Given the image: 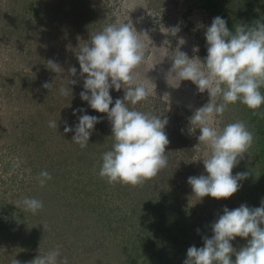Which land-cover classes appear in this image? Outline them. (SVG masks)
<instances>
[{
	"label": "rangeland",
	"instance_id": "374dc122",
	"mask_svg": "<svg viewBox=\"0 0 264 264\" xmlns=\"http://www.w3.org/2000/svg\"><path fill=\"white\" fill-rule=\"evenodd\" d=\"M93 1L104 24L127 18L124 0ZM55 2L0 0V264H11L13 258L29 264L38 255L57 248L58 264H64L65 258L67 264H124L119 260L129 253L132 257L141 255L135 264H160V255L177 264L186 257L175 255L176 249L163 241L165 235L160 229L148 233L152 234L149 240L155 237L152 245L134 249L132 241L137 233L131 226L138 228L135 215L150 213L148 200L155 198L154 213L164 212L167 216L174 208L189 218L185 220L187 232L180 231L174 219L168 218L172 226L166 233L186 239L203 232L211 238V225L223 215L225 207L232 210L241 204L261 206L247 195L255 197L253 188L246 187L256 176L252 147L235 166L237 171L232 169L233 175H249L239 181L241 187L231 197L199 199L187 183L191 176L207 175L202 160L195 161L198 155L202 158L200 130L189 129L195 127L190 124V117L210 97L207 91L199 92L191 81H181L176 87L178 80L168 75L172 61L165 56V48L172 52L179 47L189 58H200L201 50L207 47L205 32L211 23L199 12L194 0H129L130 5L137 6L128 9L134 28L149 37L141 34L147 45V58L138 72L141 78L155 84V96L129 107L169 120L165 126L169 140L165 152L171 169L166 167L155 178L135 187L119 182L109 184L94 169L83 171L79 162L83 148L72 141L75 132L65 133L64 128L74 129L80 115H89V107H79L76 98L74 104L68 103L72 101L68 98L75 96H63L60 89L71 90L68 81L79 82L80 77H86L80 74L76 53L90 42L93 31L83 25L72 29L69 8ZM103 27H97L95 33ZM174 27L179 31L172 34ZM196 47L199 50L194 52ZM48 60L55 61L62 71L50 70ZM71 67L77 69L75 76L68 71ZM45 83L51 87L44 88ZM165 93L169 94L170 103L162 98ZM124 94L123 88L110 89V108ZM76 109L84 112L73 115ZM52 120L57 122V128L49 127ZM170 121L174 122L173 129ZM223 126L224 114L219 123V127ZM103 127L97 131L95 125L91 136L96 140L113 138L111 122ZM42 171L51 175L44 186L38 180ZM25 198L41 201L42 209L33 214L17 206ZM100 206L106 208V216L98 215ZM250 239L236 237L230 243L238 252Z\"/></svg>",
	"mask_w": 264,
	"mask_h": 264
},
{
	"label": "clouds",
	"instance_id": "9594fccd",
	"mask_svg": "<svg viewBox=\"0 0 264 264\" xmlns=\"http://www.w3.org/2000/svg\"><path fill=\"white\" fill-rule=\"evenodd\" d=\"M123 7L127 18L109 23L93 34L90 42L79 48L76 58L80 74H86L80 98L96 112L106 113L112 126L114 143L102 156L99 175L109 184L119 182L135 187L155 178L168 165L165 149L169 140L164 130L168 120L129 107L155 96V84L141 78L138 72L147 58V45L141 34L149 37L138 33L129 18V7L137 6L124 0ZM226 24L225 19L217 16L207 27V56L203 61L199 57L189 58L179 47L172 52L165 48V56L172 61L168 75L178 80L176 87L181 81H191L199 92L207 91L210 97L190 117V124L195 127L189 131L200 130L198 141L203 149L202 158L198 155L195 161L202 160L207 173L187 180L199 199L205 196L229 198L240 189L239 181L249 175L248 172L233 175L232 169L252 147L254 135L245 122L239 120L219 127L228 106L239 101L255 111L264 104V94L260 92L264 86V23L237 24L234 32H230ZM178 31V27L171 29L172 34ZM198 50V47L193 49ZM47 65L56 73L62 71L53 60H48ZM68 71L75 76L77 69L71 67ZM69 83L74 85L76 80ZM43 87L48 89L51 84L45 83ZM121 88L125 92L123 98L116 99L110 109L113 105L110 89L119 91ZM69 93L68 87H61V95ZM162 98L170 103L168 93ZM76 112L82 113L84 109L74 110L73 115ZM78 121L74 129L65 126L64 132L74 131L72 141L85 148L99 119L83 114ZM49 127L57 128V122L49 121ZM50 179L47 171H42L38 177L41 186ZM17 206L35 214L43 204L35 198H25ZM211 229L213 235L203 238V247L193 245L187 249L183 264H264V199L256 208L245 204L232 210L225 207ZM249 236L247 245L238 252L232 247L230 242L236 237ZM59 255L57 248L38 255L29 264H58ZM232 255L235 260L231 259ZM11 264L21 262L13 258ZM64 264H67L66 258Z\"/></svg>",
	"mask_w": 264,
	"mask_h": 264
},
{
	"label": "trees",
	"instance_id": "16d2710c",
	"mask_svg": "<svg viewBox=\"0 0 264 264\" xmlns=\"http://www.w3.org/2000/svg\"><path fill=\"white\" fill-rule=\"evenodd\" d=\"M186 1L189 2V0ZM194 2L199 12L202 15H205L209 19L210 23H212V20L217 16L225 19L227 22L226 26L230 32L235 31V26L237 24H240L241 26H252L257 21L264 23V0H194ZM55 4H63L64 6L66 5L69 8V12L72 16V29L81 27V25H83L88 30L93 31L89 35L90 37L95 34L97 27L100 29L101 26L106 25L104 24L103 18L99 17L98 14H96L95 8L93 7V4H95V2L93 0H56ZM191 8L192 7L188 8V11H190ZM200 54V59L203 61L207 56V47L203 48ZM85 78L86 77H80L77 80L79 82H76V84L74 85L71 84L72 91L70 94L75 97L68 98L72 100L68 103L74 104L76 98L79 107H89L88 114L91 116H96L99 119V122L96 124L97 128H95L98 131L104 129L105 127L103 126L108 125L110 121L108 120L106 113L96 112L95 110L90 108L87 101H83L80 98L81 91H84L83 81ZM260 92L264 94V86H261ZM238 120L245 122L249 131H251L254 135V142L252 148L250 149V152L255 155L256 167L254 171L256 173V176L254 177V181L252 180V183L248 182V186L246 187L248 189L253 188L254 192L252 194H254L255 197L251 198L249 194L247 195L250 197V200H252L253 202L257 201L259 204L261 203L262 199H264V104H262L261 107L255 111L249 109L239 101L235 104H230L227 110L224 112V125L228 123H234ZM170 125L173 129L174 122L172 123L170 121ZM113 143L114 139L111 137L108 139L104 138L96 140L93 136H91L88 145L83 148V152H81L79 156L81 169L83 171L86 170L87 172L94 169L95 171H97V173H99L102 165V156L106 151L112 149ZM167 168L171 169V166H167ZM234 170L237 171L235 167ZM100 179L103 180V178ZM251 185H254V187H251ZM154 200L155 198L146 202L148 207L151 206V211H149L150 213H146V215L142 216L141 212L139 216H134L136 220H139L138 228L134 224L131 226V228H133L135 231L134 233H137L132 241L135 250H141V247H143V245H152L151 242H153L155 237L152 236L154 238H152V240H149V235L152 234L148 233L158 231V229H160L161 233L165 235L163 241L169 243L171 247H174L176 249L175 255H177V257L184 256L186 257L185 259H187V255L185 254H187V249L190 246L195 245L197 248L204 246L203 238H210V236L208 234H205L204 232L195 236L194 239H192V237L190 239H186V237L183 236L177 237L172 233L168 235L166 232L172 226V224L168 223L170 219H174L173 223L179 225L177 228L181 229L180 231L187 232V228H189V226L185 225V220H188L189 218H187L182 211H176L174 208L170 209L171 212L169 214L167 213V216L164 215V212L162 214L154 213L152 211L153 208L155 209V206H153L152 204V201ZM105 209L106 208H103V206H100V210L97 211L98 215L106 216ZM167 210L168 209H165L166 212ZM169 217L170 219L168 220ZM165 218H167V221L164 220ZM159 219H162V222H156ZM135 243L138 245L136 246ZM128 255L129 256L127 258H122L121 260H119V262H122L124 264H135L137 258L141 256L139 254H136L135 257H132L130 253ZM160 257L162 258L163 256L160 255ZM161 258L159 259L160 264H171L169 258ZM233 258L234 256L232 255L231 259ZM183 262L184 261L177 264H183ZM152 264H155V262H153ZM156 264L158 263L156 262Z\"/></svg>",
	"mask_w": 264,
	"mask_h": 264
}]
</instances>
